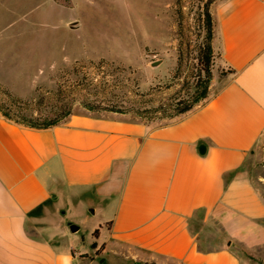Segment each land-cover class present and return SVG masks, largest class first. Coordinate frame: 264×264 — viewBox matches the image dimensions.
Returning <instances> with one entry per match:
<instances>
[{
  "label": "crops",
  "instance_id": "crops-1",
  "mask_svg": "<svg viewBox=\"0 0 264 264\" xmlns=\"http://www.w3.org/2000/svg\"><path fill=\"white\" fill-rule=\"evenodd\" d=\"M210 11L232 72L173 123L74 114L33 128L0 114V264H96L109 253L118 264H237L229 241L258 245L264 197L244 165L264 142V0ZM70 199L100 215L89 250L62 216ZM209 219L228 244L199 243L192 224Z\"/></svg>",
  "mask_w": 264,
  "mask_h": 264
},
{
  "label": "rangeland",
  "instance_id": "rangeland-1",
  "mask_svg": "<svg viewBox=\"0 0 264 264\" xmlns=\"http://www.w3.org/2000/svg\"><path fill=\"white\" fill-rule=\"evenodd\" d=\"M193 2L0 0V89L35 102L45 113L68 103L71 114L59 124L74 114L117 116L150 128L173 123L187 113L169 118L160 111H146L143 104L166 106L191 98L187 79L193 71V49L204 37L190 11ZM229 72L215 45L211 93L222 88ZM138 106L139 114L133 112ZM244 167L264 197V142L252 150ZM67 206L62 215L67 222L80 225L84 214L88 216L87 225L70 235L89 250L95 242L89 228L100 215L92 214L93 204L86 205V213L77 200L70 199ZM192 229L202 246L228 244V236L212 219L197 220ZM227 249L237 264H264V237L253 247L231 240ZM105 256L106 261L96 264H118L112 253ZM222 261L227 264L225 257Z\"/></svg>",
  "mask_w": 264,
  "mask_h": 264
},
{
  "label": "trees",
  "instance_id": "trees-1",
  "mask_svg": "<svg viewBox=\"0 0 264 264\" xmlns=\"http://www.w3.org/2000/svg\"><path fill=\"white\" fill-rule=\"evenodd\" d=\"M214 1L215 0H194L190 7V11H194L193 13L196 15L195 25L197 26V29L199 31H204L202 42L193 49L194 52L196 51V54L192 57L193 71L187 79V83H191L189 90L191 98L188 101L179 98L174 104L166 106L149 107L148 105L143 104V106L146 107V111H160L162 112L161 114L173 118L191 112L199 104H205L219 91L214 92V94L210 91L215 37L214 20L210 9ZM177 13H182L181 5L177 9ZM179 26L181 30V22ZM178 51L179 56H181V43L179 44ZM181 65L180 57L177 70L181 68ZM230 72H232V70H230ZM67 104L68 103H66V105ZM66 105L63 107L60 106L57 111H48L45 113L46 111H44L39 105L35 104V102L15 97L8 90L0 89V114L18 124L33 128H47L58 125L60 120L71 114V107H66ZM141 107L138 106L137 110H133V112L139 114L141 112ZM64 108L65 111L62 110Z\"/></svg>",
  "mask_w": 264,
  "mask_h": 264
},
{
  "label": "water",
  "instance_id": "water-1",
  "mask_svg": "<svg viewBox=\"0 0 264 264\" xmlns=\"http://www.w3.org/2000/svg\"><path fill=\"white\" fill-rule=\"evenodd\" d=\"M155 65H156V63H155ZM68 227H69L71 232H77L79 230V225L76 223H73V222H68ZM228 243L230 244V241Z\"/></svg>",
  "mask_w": 264,
  "mask_h": 264
}]
</instances>
